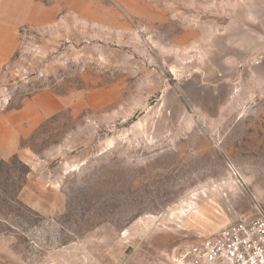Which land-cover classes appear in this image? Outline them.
I'll list each match as a JSON object with an SVG mask.
<instances>
[{
  "label": "rangeland",
  "instance_id": "obj_1",
  "mask_svg": "<svg viewBox=\"0 0 264 264\" xmlns=\"http://www.w3.org/2000/svg\"><path fill=\"white\" fill-rule=\"evenodd\" d=\"M0 113L58 110L0 157V264H180L264 212V0H34Z\"/></svg>",
  "mask_w": 264,
  "mask_h": 264
},
{
  "label": "crops",
  "instance_id": "obj_2",
  "mask_svg": "<svg viewBox=\"0 0 264 264\" xmlns=\"http://www.w3.org/2000/svg\"><path fill=\"white\" fill-rule=\"evenodd\" d=\"M40 6L34 0H0V67L13 58L19 46V28L26 22H39ZM57 98L39 93L22 107L0 113V157L6 158L20 149L25 131L58 110Z\"/></svg>",
  "mask_w": 264,
  "mask_h": 264
},
{
  "label": "built area",
  "instance_id": "obj_3",
  "mask_svg": "<svg viewBox=\"0 0 264 264\" xmlns=\"http://www.w3.org/2000/svg\"><path fill=\"white\" fill-rule=\"evenodd\" d=\"M180 264H264V212L241 216L188 246Z\"/></svg>",
  "mask_w": 264,
  "mask_h": 264
}]
</instances>
